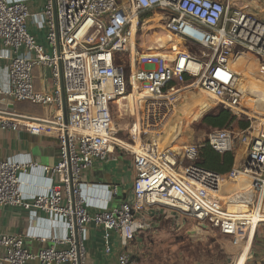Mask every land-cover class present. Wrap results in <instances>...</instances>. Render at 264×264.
Returning <instances> with one entry per match:
<instances>
[{
	"label": "built area",
	"instance_id": "obj_1",
	"mask_svg": "<svg viewBox=\"0 0 264 264\" xmlns=\"http://www.w3.org/2000/svg\"><path fill=\"white\" fill-rule=\"evenodd\" d=\"M26 1L0 0V61L8 63L9 78L7 89L0 86V127L55 136L58 160L43 167L29 160L0 161V207H22L39 223L36 213L42 211L48 221L61 223L65 233H0L4 249L0 264L32 260L89 264V224L103 229L105 249L110 253L112 232L129 246L147 226L139 216L159 206L231 238L235 245L246 235L252 214L257 215L256 234L261 228L264 234V126L214 129L205 142L178 148L163 146L156 138L177 113L185 89L198 88L235 115L242 112L240 74L229 59L252 55L264 74V17L250 5L264 0H130L127 4L119 0H47L38 13H32ZM156 9L169 17L167 30L181 43L159 39L149 52L163 49L168 55L144 56L139 53L140 13ZM30 20L38 25L44 22L47 45L30 31ZM188 45L210 49L213 55L202 60L185 49ZM126 54H130L129 64L123 58ZM36 68L50 71V89H37ZM187 76L191 82L186 84ZM137 92L144 106L139 109L136 100L137 120L129 130L130 142H126L113 130L112 107H119V101L125 103L128 96L137 99ZM9 100L41 106L47 113L36 117L11 114ZM53 108L57 110L54 114ZM205 144L219 153L234 154L229 174L197 165ZM117 148L133 156L131 197L116 208L102 204L90 212L83 173L97 162L107 161ZM29 168L40 169L45 183L42 190L26 195L23 175ZM234 172L249 182L243 193L228 194L227 186L221 184L220 178ZM234 204H247L248 212H233L230 206ZM28 238L52 244L34 253L26 245ZM118 263L139 264L129 252L120 253Z\"/></svg>",
	"mask_w": 264,
	"mask_h": 264
},
{
	"label": "crops",
	"instance_id": "obj_2",
	"mask_svg": "<svg viewBox=\"0 0 264 264\" xmlns=\"http://www.w3.org/2000/svg\"><path fill=\"white\" fill-rule=\"evenodd\" d=\"M127 4L130 0H119ZM32 13L42 12L47 0H27ZM261 10H264V1L252 2ZM262 6V7H261ZM30 31L37 37L40 43L47 45L48 29L44 22L41 25L33 24L30 20ZM168 38L159 37L158 40ZM173 40V38L169 39ZM176 42V41H175ZM2 44L0 43V50ZM35 85L39 90L51 88L50 71L47 68H36ZM0 86L9 87L8 63L0 61ZM28 102H14L9 100L11 114L24 116H42L47 110L41 106L27 104ZM53 108V114L56 113ZM15 115V116H17ZM19 119V118H18ZM29 160L35 166H53L58 160V139L55 136L32 134L24 129L11 130L0 127V161L2 160ZM135 179L133 156L117 148L113 155L103 162H97L83 173L85 182V194L91 200L90 212H95L103 204L107 209L120 206L128 200L132 194ZM24 192L26 195L44 188V176L40 169L29 168L23 175ZM116 187V192L112 189ZM94 199V200H93ZM41 222L24 208L17 206L0 207V233H37L41 236L52 231L56 235H63L65 229L61 223L54 224L47 220L48 216L42 211L36 213ZM147 226L139 230L135 240L129 245H123L117 232L111 233L112 251L106 252L103 240V229L89 224L87 226V256L89 264H119L118 256L122 252H129L135 256L139 264H201L191 258L190 248H186L187 234L192 238L198 225L192 220L172 212L168 208L154 207L139 216ZM205 230V229H204ZM209 231V230H208ZM51 241H41L34 238L26 240L27 247L34 253L47 248ZM4 249L0 247V256ZM28 264H41L38 260H32ZM70 264V263H63ZM246 264H264V234L262 228L258 230L251 252Z\"/></svg>",
	"mask_w": 264,
	"mask_h": 264
},
{
	"label": "rangeland",
	"instance_id": "obj_3",
	"mask_svg": "<svg viewBox=\"0 0 264 264\" xmlns=\"http://www.w3.org/2000/svg\"><path fill=\"white\" fill-rule=\"evenodd\" d=\"M258 3H260V1H258ZM250 5L252 10H254V8L257 9L259 15L264 17V10H261L260 7L252 2ZM145 13L149 14L144 15ZM168 20L169 17L162 14L159 9L140 13L141 24L138 38L140 54H146L144 56H148L149 54L147 53H152L157 56L168 55L169 51L163 49L161 51L156 50L149 52V50L152 49L151 46H155L158 43L159 37L168 36V38L163 41L161 40L164 43L170 42L169 39L171 38H173V41L179 39L167 30L166 25ZM184 47L195 56L205 61L211 59L213 55V51L210 49L195 45ZM172 57L173 55L169 56V58ZM123 58L127 64H129L130 54H126ZM144 64L145 63H143V65ZM239 66L241 67L242 77L245 70H254L252 66L243 64H239ZM255 80H257L255 81V86L250 84L251 81L250 78L248 79V76L242 80L243 83L241 84L243 85L242 87H244L243 101L240 107L242 112L236 116H238L239 120L250 121V125L254 124L255 126L262 127L264 126V82L260 79ZM201 92L202 91L198 88L183 90L181 99L177 104V110H179L180 114L177 116L176 125L173 124L174 128L172 129V134H174V136L170 137L167 135L166 138H163L166 135V130L161 135L156 136V138L160 140L161 145L178 148L188 143H203L208 138L210 132L216 129L206 125L203 119L207 115L217 112L221 105L214 98L210 96L207 97ZM125 99H127L124 101L125 103H123V101L118 102V104H120L119 107L117 105H113L112 107L113 129L118 131L117 137L119 139L130 142L129 130L137 120V114H134L133 99L130 96L127 98L125 97ZM27 104L31 105L29 103ZM235 127H238L237 122L233 123V128ZM229 182L230 181L223 183V185L227 186L226 189L230 191L228 194L234 191H237V194L243 193L244 189L248 187V185ZM247 207V204H234L230 206V210H241V212H245L248 211ZM198 228L199 229L195 232L196 234L194 236L192 235V238H189L187 234L186 248H190L191 258L195 257L201 264H236V259L246 243V237H243L239 243L235 245L232 243L231 238L225 237L219 232L214 230L208 231L207 229L204 230V228L199 226Z\"/></svg>",
	"mask_w": 264,
	"mask_h": 264
},
{
	"label": "bare ground",
	"instance_id": "obj_4",
	"mask_svg": "<svg viewBox=\"0 0 264 264\" xmlns=\"http://www.w3.org/2000/svg\"><path fill=\"white\" fill-rule=\"evenodd\" d=\"M180 43H181V41L179 39H177L176 40V44H180ZM229 62H230L231 67L240 74L239 88H240V90L242 92L244 91V87H242L243 85L241 83H243L242 80L244 78H247V76H248V79L250 78V81H251L250 84L251 85L255 84V81H257L255 79H260V80H262L264 82V74L260 73V71H259V61L257 60V58H254L253 56L246 54V55H242V56H240L238 58H230ZM239 64H243V65H246V66H252V67H254V70L253 71L245 70V73H244V75L242 77V75H241V67L239 66ZM201 93L206 95L207 97H209V95L206 92L202 91ZM243 94H244V92H243ZM136 96H137V99H135L134 97L130 96L133 99L135 111H136V100H137L139 109H142L143 106H144V100H139V98L142 97L141 94L137 92ZM179 114H180L179 110H177V113L175 114L173 119H171L168 127H166V129H165L166 130V135L163 138H166L167 135L170 136V137L174 136V134H172V129L174 128L173 124L176 125L175 123L177 121V116H179ZM165 141H166V139H165ZM220 181L223 182V183H225L227 181H230L229 183L233 182V183H240L241 185H249V182L247 181V178L245 176H240L239 177V174L236 173V172L230 174L229 176L225 177L224 179L220 178ZM223 183H221V184L223 185ZM233 212H241V210L233 211ZM245 212H248V211H245ZM251 216L254 217V218H252L248 222L246 235L244 236V238L246 237V243H245L244 247L242 248L239 256L236 259V264H246L248 256H249L250 251H251L250 248L252 246V243H253V240H254V237H255V234H256V231H257V223H256L257 222V220H256L257 215L256 214H252Z\"/></svg>",
	"mask_w": 264,
	"mask_h": 264
},
{
	"label": "trees",
	"instance_id": "obj_5",
	"mask_svg": "<svg viewBox=\"0 0 264 264\" xmlns=\"http://www.w3.org/2000/svg\"><path fill=\"white\" fill-rule=\"evenodd\" d=\"M148 14L149 13H145L144 15ZM186 78V83H190L191 77L187 76ZM203 122L216 129L231 127L234 122H237L239 128L246 129L250 124L249 121L239 120L238 116L224 106H221L214 114L207 115L203 119ZM199 155L197 165L208 171L226 175L234 168L235 158L232 152L219 153L208 144H205L201 147Z\"/></svg>",
	"mask_w": 264,
	"mask_h": 264
},
{
	"label": "water",
	"instance_id": "obj_6",
	"mask_svg": "<svg viewBox=\"0 0 264 264\" xmlns=\"http://www.w3.org/2000/svg\"><path fill=\"white\" fill-rule=\"evenodd\" d=\"M119 3H121V2L119 1ZM63 109H64V114H65V116L67 117V111H66V104H65V102H64Z\"/></svg>",
	"mask_w": 264,
	"mask_h": 264
}]
</instances>
